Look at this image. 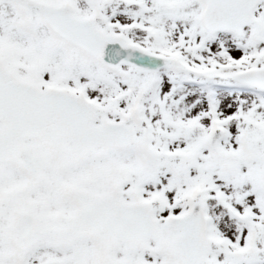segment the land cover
Wrapping results in <instances>:
<instances>
[{"label":"snow or ice","instance_id":"snow-or-ice-1","mask_svg":"<svg viewBox=\"0 0 264 264\" xmlns=\"http://www.w3.org/2000/svg\"><path fill=\"white\" fill-rule=\"evenodd\" d=\"M0 264H264V0H0Z\"/></svg>","mask_w":264,"mask_h":264}]
</instances>
